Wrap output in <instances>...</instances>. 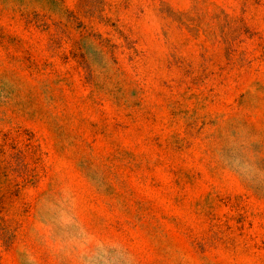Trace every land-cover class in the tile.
Wrapping results in <instances>:
<instances>
[{
	"label": "rangeland",
	"instance_id": "374dc122",
	"mask_svg": "<svg viewBox=\"0 0 264 264\" xmlns=\"http://www.w3.org/2000/svg\"><path fill=\"white\" fill-rule=\"evenodd\" d=\"M0 264H264V0H0Z\"/></svg>",
	"mask_w": 264,
	"mask_h": 264
}]
</instances>
